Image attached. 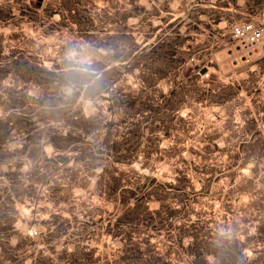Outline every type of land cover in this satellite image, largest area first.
<instances>
[{
  "label": "rangeland",
  "instance_id": "1",
  "mask_svg": "<svg viewBox=\"0 0 264 264\" xmlns=\"http://www.w3.org/2000/svg\"><path fill=\"white\" fill-rule=\"evenodd\" d=\"M249 22L264 25V0H0V118L27 119L0 129V196L31 238L25 264H79L81 250L88 264H195L193 234L263 248L264 52L231 33ZM155 40L180 42L185 63L132 59ZM70 50L112 69L106 92L65 93ZM172 88L171 123L158 106ZM7 249L0 235V264Z\"/></svg>",
  "mask_w": 264,
  "mask_h": 264
},
{
  "label": "trees",
  "instance_id": "2",
  "mask_svg": "<svg viewBox=\"0 0 264 264\" xmlns=\"http://www.w3.org/2000/svg\"><path fill=\"white\" fill-rule=\"evenodd\" d=\"M181 43L179 42L177 45L173 46L172 42H165L155 40L153 43L146 45L144 47L138 48L137 52H131L130 55L132 59L140 58L141 56H145V54L153 55V61L156 63H162L166 65H175L180 66L183 65L186 61L185 53L180 51ZM2 64H0V70ZM97 74L98 79L95 84L89 87L87 90H84L86 96H99L102 93L106 92L111 80V68L108 67L107 64L103 66H92ZM181 94L179 89L172 88L166 96H169V99L166 100V96L164 97L165 103L164 105H159L161 116L169 122H174L178 119V111L179 105L177 103H173V99ZM2 96V95H0ZM10 102L11 107H17L14 102H12V98L10 96L7 97ZM169 102L171 104H169ZM136 106L135 100H130L128 102L129 108H134ZM16 109V108H15ZM15 120H27L24 116L18 113V110L12 111L9 114H6V117L0 118V129H6ZM88 119L87 122H89ZM94 120V119H93ZM135 126H139L138 123ZM7 133L0 134V149L4 145V141L6 139ZM112 151L115 154L120 152L127 153L130 150V147H126L123 143H116L111 146ZM124 156H119L117 161L119 163L124 162ZM151 180V179H149ZM154 181V179H152ZM165 186V185H163ZM13 189V188H12ZM118 186L117 184L114 186V191L117 192ZM16 195V194H15ZM4 202L5 199L3 196H0V221L4 220V225L0 224V235L5 237V243L8 246V255L14 256L13 264H25L24 256H20L24 250L31 243V238L26 235H22L19 230H16L15 227V218L12 216H7L4 210ZM193 238L190 240L188 248L194 251V263L195 264H210L208 262V257L210 256L213 261L211 264H260L262 259L264 258V246L261 250H253L252 256H246L243 254V247L247 246V243H243L240 245L237 244L234 240L222 239V238H209L198 236L197 234H193ZM255 238L264 237V223L257 225L255 231ZM13 237H16L17 241L14 246L10 245V241ZM249 239H247L248 241ZM92 251L90 252H78V263L79 264H88L91 261ZM134 256L126 257L123 256L122 260H124V264H134ZM148 264H158V260L156 258H150ZM32 264H49L48 257H40L37 256L32 260Z\"/></svg>",
  "mask_w": 264,
  "mask_h": 264
},
{
  "label": "clouds",
  "instance_id": "3",
  "mask_svg": "<svg viewBox=\"0 0 264 264\" xmlns=\"http://www.w3.org/2000/svg\"><path fill=\"white\" fill-rule=\"evenodd\" d=\"M66 64L63 69L66 84L64 91L68 96H72L81 89L87 90L98 79L96 70L92 67L91 57L86 56L76 50L66 53Z\"/></svg>",
  "mask_w": 264,
  "mask_h": 264
},
{
  "label": "built area",
  "instance_id": "4",
  "mask_svg": "<svg viewBox=\"0 0 264 264\" xmlns=\"http://www.w3.org/2000/svg\"><path fill=\"white\" fill-rule=\"evenodd\" d=\"M232 37L241 48L253 53L256 50L264 52V25L254 23L237 24L232 28ZM209 77V73L202 75V78Z\"/></svg>",
  "mask_w": 264,
  "mask_h": 264
},
{
  "label": "water",
  "instance_id": "5",
  "mask_svg": "<svg viewBox=\"0 0 264 264\" xmlns=\"http://www.w3.org/2000/svg\"><path fill=\"white\" fill-rule=\"evenodd\" d=\"M206 72V68L201 69L200 73L204 74Z\"/></svg>",
  "mask_w": 264,
  "mask_h": 264
}]
</instances>
